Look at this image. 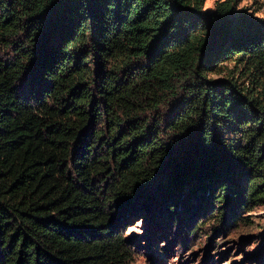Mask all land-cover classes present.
Instances as JSON below:
<instances>
[{"label":"trees","instance_id":"1","mask_svg":"<svg viewBox=\"0 0 264 264\" xmlns=\"http://www.w3.org/2000/svg\"><path fill=\"white\" fill-rule=\"evenodd\" d=\"M205 4L0 0V264H123L132 203L264 204V21Z\"/></svg>","mask_w":264,"mask_h":264},{"label":"rangeland","instance_id":"2","mask_svg":"<svg viewBox=\"0 0 264 264\" xmlns=\"http://www.w3.org/2000/svg\"><path fill=\"white\" fill-rule=\"evenodd\" d=\"M220 1L224 0H206L205 9H214ZM236 2L237 11L264 21V0ZM222 70L209 76L219 78L230 72L238 79L241 76L233 60L225 62ZM193 211L178 209L172 220L159 214L157 200L144 210L139 203L128 204L116 218L132 252L123 264H264V204L243 210L245 219L235 223L227 216L220 221L209 207Z\"/></svg>","mask_w":264,"mask_h":264}]
</instances>
